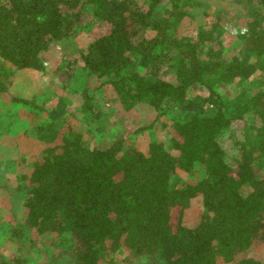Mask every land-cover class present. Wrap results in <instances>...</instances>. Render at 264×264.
I'll return each mask as SVG.
<instances>
[{
	"label": "trees",
	"instance_id": "trees-1",
	"mask_svg": "<svg viewBox=\"0 0 264 264\" xmlns=\"http://www.w3.org/2000/svg\"><path fill=\"white\" fill-rule=\"evenodd\" d=\"M195 1L0 0V58L17 70L40 69L91 10L107 31L92 39L83 65L106 79L125 112L142 117L117 120L105 146H87L79 133L54 140L18 178L25 226L38 236L71 235L81 264H135L142 256L264 264L249 255L264 245V86L249 88L246 60L217 47L225 35L219 15L191 26ZM240 1L244 53L264 72V0ZM198 85L209 92L204 100L189 96ZM8 94L0 78V95ZM177 107L168 143L128 144ZM198 169L197 181L175 182L179 171ZM195 203L197 220L188 225ZM0 264L21 263L0 256Z\"/></svg>",
	"mask_w": 264,
	"mask_h": 264
},
{
	"label": "rangeland",
	"instance_id": "rangeland-1",
	"mask_svg": "<svg viewBox=\"0 0 264 264\" xmlns=\"http://www.w3.org/2000/svg\"><path fill=\"white\" fill-rule=\"evenodd\" d=\"M168 8L171 3H168ZM195 28L218 20L225 35L217 47L229 56L246 60L248 78L245 84L253 91L264 86V72L254 70V56L244 53L247 30L243 24L246 7L240 0H196L189 7ZM97 19L86 10L78 34L55 44L43 56L40 69L17 70L0 58V78L8 87V95H0V256L21 264H81L75 241L69 234L38 236L25 226L23 200L18 190V178L30 171L33 157L46 150L53 141L74 133L82 134L87 146L108 145L115 133L117 120L142 117L125 112L112 87L87 70L82 56L92 39L106 32ZM233 94L236 87L228 88ZM208 90L196 86L190 98H207ZM230 96V95H229ZM13 98L29 100L34 105L15 103ZM89 102V105H86ZM181 115L180 107L163 116L155 129L141 133L128 142L146 150L154 140L168 143L170 125ZM259 168H263L260 162ZM201 170L195 173L178 172L175 182L184 185L197 181ZM199 203L186 211V222L197 220ZM250 256L264 261V245L256 244ZM122 258V255L118 256ZM135 264H162L155 256H142Z\"/></svg>",
	"mask_w": 264,
	"mask_h": 264
}]
</instances>
